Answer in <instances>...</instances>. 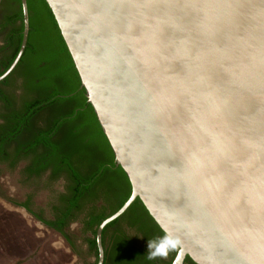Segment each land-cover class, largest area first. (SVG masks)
Segmentation results:
<instances>
[{
	"label": "water",
	"instance_id": "1",
	"mask_svg": "<svg viewBox=\"0 0 264 264\" xmlns=\"http://www.w3.org/2000/svg\"><path fill=\"white\" fill-rule=\"evenodd\" d=\"M92 107L124 171L131 192L123 205L96 229L98 262L104 260L101 234L136 200L177 246L170 264H242L227 241L213 233L188 234L173 225L183 190L179 160L167 150L163 132L179 117L154 118L150 103L156 81L180 74L178 56L198 53L209 87L219 101V126L241 142L264 141V73L225 72L241 65L251 46L264 40V0H44ZM22 40L3 81L27 44V1L20 0ZM211 6L212 28L204 23ZM147 44L148 55H145ZM176 53V55H173ZM159 124V128L157 127Z\"/></svg>",
	"mask_w": 264,
	"mask_h": 264
},
{
	"label": "trees",
	"instance_id": "2",
	"mask_svg": "<svg viewBox=\"0 0 264 264\" xmlns=\"http://www.w3.org/2000/svg\"><path fill=\"white\" fill-rule=\"evenodd\" d=\"M7 1L13 5L11 16L6 18L12 27L1 49L7 45L10 50L0 60V75L16 56L23 31L20 0ZM26 1L27 44L16 67L0 82L3 107L0 153L6 155L4 147L13 143V154L29 160L27 172L39 176L48 170L50 180L63 176L66 193L61 195L62 200L72 204L77 200L84 203L102 200L106 204L104 211L99 213L98 220L90 221L89 230L95 235L98 224L127 200L130 183L121 167L114 163L113 152L80 88L77 71L48 6L44 0ZM38 220L63 234L60 220ZM123 221L137 233L142 245L122 234H115L108 243L103 237V264L171 263L177 246L157 226L139 199L110 222L103 233ZM87 241L96 249L94 238ZM157 247L162 253L150 258ZM184 264L194 263L187 257Z\"/></svg>",
	"mask_w": 264,
	"mask_h": 264
},
{
	"label": "clouds",
	"instance_id": "3",
	"mask_svg": "<svg viewBox=\"0 0 264 264\" xmlns=\"http://www.w3.org/2000/svg\"><path fill=\"white\" fill-rule=\"evenodd\" d=\"M207 8L204 23L210 29L215 20L211 6ZM145 48L148 55L147 44ZM198 56H178L180 74L156 81L150 99L154 118L179 106V117L163 132L167 150L180 162L184 199L181 211L172 217L173 225L190 235L219 236L242 264H264V141L241 142L224 135L218 123L219 101ZM223 70L264 73V40L250 47L241 65ZM160 253L157 247L150 258Z\"/></svg>",
	"mask_w": 264,
	"mask_h": 264
},
{
	"label": "flooded vegetation",
	"instance_id": "4",
	"mask_svg": "<svg viewBox=\"0 0 264 264\" xmlns=\"http://www.w3.org/2000/svg\"><path fill=\"white\" fill-rule=\"evenodd\" d=\"M12 6V3H9L7 0L0 1V60L10 50L7 45L4 49H1V47L5 46V35L12 27L7 20L13 12ZM16 24H19L18 20L16 21ZM2 112L3 107L0 101V114H2ZM1 123L2 120L0 118V124ZM13 146V143L7 144L4 147L7 151L6 155L0 153V174H15L18 177L19 185L26 193L24 192L22 198L19 199L18 197L17 199H14L7 194L5 196L2 191H0V202L8 204L13 211L19 213L24 219H30L38 223H40L38 219L53 221L57 219L60 220L63 227V234L53 228L45 227L60 236L67 246L68 251L75 257L76 264H97L98 247L96 242V230L95 235H92L89 230L91 225L90 221L91 219H99L98 215L102 212L103 205L106 206V204L102 200L87 203L77 200V202L73 204L69 203L67 200H62L61 195L66 193V181L64 177L60 176L54 180H50V172L48 170H45L39 176L27 172V166L29 165L28 158L15 156L12 151ZM36 194L44 196L43 201L40 204L36 202ZM103 230L101 234V242L103 237L104 241L108 243L115 234H122L130 239H134V242L137 245H142L137 233L127 224L126 221L109 226L104 233ZM89 238L95 239L97 250L90 247L87 241Z\"/></svg>",
	"mask_w": 264,
	"mask_h": 264
},
{
	"label": "rangeland",
	"instance_id": "5",
	"mask_svg": "<svg viewBox=\"0 0 264 264\" xmlns=\"http://www.w3.org/2000/svg\"><path fill=\"white\" fill-rule=\"evenodd\" d=\"M0 186L5 196L14 199L24 196L25 191L13 173H1ZM43 198L36 194L38 204ZM0 264H76V261L58 234L36 221L24 219L8 204L0 202Z\"/></svg>",
	"mask_w": 264,
	"mask_h": 264
},
{
	"label": "crops",
	"instance_id": "6",
	"mask_svg": "<svg viewBox=\"0 0 264 264\" xmlns=\"http://www.w3.org/2000/svg\"><path fill=\"white\" fill-rule=\"evenodd\" d=\"M7 224H9V222Z\"/></svg>",
	"mask_w": 264,
	"mask_h": 264
}]
</instances>
